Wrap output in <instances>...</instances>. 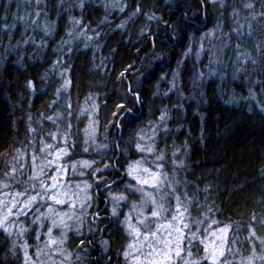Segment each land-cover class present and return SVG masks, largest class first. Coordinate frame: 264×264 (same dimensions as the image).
Masks as SVG:
<instances>
[{
	"label": "trees",
	"instance_id": "1",
	"mask_svg": "<svg viewBox=\"0 0 264 264\" xmlns=\"http://www.w3.org/2000/svg\"><path fill=\"white\" fill-rule=\"evenodd\" d=\"M121 103L127 111L116 107ZM262 109L264 0H0V181L8 183L3 173L11 171L17 150L27 151L59 123L68 130V161L96 162L79 165L84 175L71 180L72 186L87 180L92 199L79 232L67 234L70 264H131L123 251L132 237L122 214L112 215L108 192L137 201L127 165L143 157L153 167L161 153L165 175L179 184L169 200L176 204L179 196L191 222L205 221L204 229L213 219L218 227L231 225L228 239L237 243L228 247L239 249L236 264L251 256L253 241L246 237L253 214L264 239ZM92 121L96 132L89 139L84 130ZM147 138L155 155L136 148ZM100 194L109 201L101 218ZM26 226L23 236L0 229V264H25V245L36 261L37 235L46 229ZM254 243V264H261L264 246ZM194 251L195 259L203 255L201 245Z\"/></svg>",
	"mask_w": 264,
	"mask_h": 264
},
{
	"label": "snow or ice",
	"instance_id": "2",
	"mask_svg": "<svg viewBox=\"0 0 264 264\" xmlns=\"http://www.w3.org/2000/svg\"><path fill=\"white\" fill-rule=\"evenodd\" d=\"M11 2V0H10ZM39 4V0H36ZM83 3L80 4L82 8ZM251 7V5H248ZM121 11L124 9L121 8ZM141 9L137 7L136 13H139ZM37 16L40 15L39 12L36 13ZM150 19H155V17H150ZM75 24H80L81 21H74ZM7 27V25H5ZM117 27H123V24L117 25ZM50 31V29H46ZM98 34V33H97ZM80 35H84L81 32ZM90 40L91 37H88ZM85 47H88L85 44ZM239 47V45H237ZM191 51V49H189ZM237 59H240L238 56ZM59 61L53 63V69ZM67 69H65V72ZM65 72H61L60 75L63 77ZM125 73L121 72L120 75L123 76ZM70 84V80H66L62 87L67 88ZM29 87H33L32 81L28 82ZM131 91V89H130ZM59 95V90L57 91ZM137 100H139V93H134ZM120 111H127L123 103L116 106ZM264 112V109H262ZM167 118L166 112L162 113L160 116L161 121H165ZM49 120L53 117H48ZM35 132V129H31ZM85 134L89 139L95 138V121L91 122V129L85 128ZM50 136L54 137V134L50 133ZM156 133L153 132V136ZM146 137H141L145 139ZM64 144L68 145V134L65 132L62 137ZM148 144L137 143L136 148L138 151L145 154L155 155L156 148L153 143H151V138ZM87 142V141H85ZM43 147L41 152L47 153L51 159H44L40 164H37V156L35 151L31 156L32 167L34 169L33 174L29 176L28 183L23 187V190L16 191L14 194L8 193L11 199H4L0 197V228L8 231L9 228L15 227L14 218H19L20 215H26V209H31L38 199L47 197L53 203H49L46 208V212H40L37 208L36 211L39 212L33 221V223H39L41 228L47 226L46 240L44 242V249H48L45 253L44 249L37 247L35 256L37 258L41 256H47L50 264H64L63 260L56 261L52 259V250L61 256L66 255V249L58 247V245H63L66 240H68L67 230L71 228L69 221L75 219L77 223L76 231L79 232L82 226V214L90 206V201L92 197L90 196L88 190L91 188V184L87 180L83 181L81 186L80 183L76 185H67L60 183V176L65 174L66 170L63 164H59L58 161L69 156V148L67 146L60 147L58 144H47L41 142ZM100 147L106 148L107 145H100ZM55 149L53 152L52 150ZM86 150V149H85ZM20 157H24L25 153L21 150H17ZM175 155V153H174ZM95 161L82 160L73 162L70 167L75 170L78 165L83 167L91 168L95 165ZM153 167L147 166L145 158L135 160L127 165V175L134 178L135 184L128 185L129 188L133 189L135 192H139L141 195V203L138 206L136 201H133L132 207L134 209L139 207L137 213L136 222L133 223L131 214L125 215L122 224L125 226V230L132 237V242L127 244L126 250L123 251V256L127 259L130 258L131 264H236V256L239 253V249H233L228 247V245L235 244L237 241L235 239L229 240L227 234L232 230V226L225 224L223 227H218L219 221L213 219L208 224L207 228L203 229V234L200 235V228L196 231L190 230L189 223H185V210L186 205H182L180 197L176 196V207L173 210V214L169 218L166 213L169 211L170 205L166 206L165 196L161 194L157 197L156 193L162 191L164 181L167 179L164 173V155H156L154 160L150 161ZM182 164V161L180 162ZM16 158L12 160V166L10 172H4L3 175L6 178L15 180L16 174L18 172V167L16 166ZM22 167V165H21ZM52 167L55 175L46 174V168ZM105 168L109 165H104ZM96 172H100L97 168ZM95 173H93L94 175ZM81 175H84L81 172ZM35 181H38L37 184ZM172 182L169 181V184ZM0 185L4 188H8L10 185L0 181ZM39 187L40 191H36ZM74 189V190H73ZM175 188L172 189L171 194L175 195ZM113 197V207L111 209L113 216L119 215V202L125 201L128 197L121 193L115 195L110 193ZM79 203L80 214L75 212V207ZM55 205H65L68 206L69 212L58 211ZM150 206V207H149ZM183 209V210H182ZM97 216L99 213L96 214ZM94 219L96 217H93ZM252 222L249 224V236L246 240L253 241L252 244V255L239 260V264H254V258L256 257L255 252V240H259L260 244L264 246V239L260 238L256 234V228L254 222L256 221V216L253 214ZM45 221H50V225H46ZM197 225L205 223V221L197 220L195 222ZM217 226V227H213ZM264 226V225H262ZM54 229H63L61 231V236L57 239L54 236ZM189 229L185 235L184 230ZM27 229L21 227L19 229V234H23ZM39 239V234L37 235ZM187 240L188 243L185 246L184 241ZM193 241H198L199 245L202 246L203 255L199 259L193 260ZM81 245L84 244L83 239L80 241ZM107 244V241L103 242ZM232 260H229V257ZM24 257L25 264H36V261L32 259L29 254L28 246H24ZM261 264H264V255L259 256ZM43 264V261L40 262Z\"/></svg>",
	"mask_w": 264,
	"mask_h": 264
},
{
	"label": "rangeland",
	"instance_id": "3",
	"mask_svg": "<svg viewBox=\"0 0 264 264\" xmlns=\"http://www.w3.org/2000/svg\"><path fill=\"white\" fill-rule=\"evenodd\" d=\"M209 38L207 40L208 44H210L212 42L211 41V38H214L213 33H210L209 34ZM61 119H62V117H61ZM65 132H67V134H68L67 127L65 125L59 123V126H58L57 131L56 132H52V134H54V137L53 136H50L49 135L50 133H49L47 135V137L41 138L40 141H38V143H36L34 141H30L28 150L27 151H24V152L22 151L23 153H25V156L24 157H20L19 155H16L15 156L16 161H17L16 166L19 169L18 172H17V174H16L15 179L16 178L19 179V181H18L19 183L21 181L22 182L24 181L23 184L25 186L29 182L28 181L29 176H31L33 174L34 169L32 167L31 156H32V154H33L34 151H35V154L37 156V161H36L37 164H40L41 161L44 160V159H51L50 156H47V153L41 152V148L43 147V144L41 143L42 141L45 142V143H47V144H54L55 143V144H58L60 147L67 146L69 148L68 145H65L64 144V141L62 139L63 134ZM71 133H72V130L70 131V134ZM52 151L54 152L55 149H53ZM68 160H69V156L68 157H65V158H63V159H61V160L58 161L59 164H63V166H64V168L66 170L65 174H62L60 176V183L61 184L72 185V181L71 180H72L73 177L79 176V175L82 176L81 174H79V171L82 169V167L78 165L77 168L75 170H73L70 167V165L72 163H70ZM21 165H22V167H21ZM46 174H48V175H55L56 173L53 171V168L52 167H48V168H46ZM166 177H167V179L164 181V184H163V187H162V191L160 193H156V195H157V197H159L161 194H163L165 196L166 206L170 205L169 211L166 213V215H168L169 218H170L171 215L173 214V210L175 209L176 204H174L175 201H172L171 202V200H169V198H170V195L172 196V194H171L172 189L175 188V190H176L179 184H178V182H176L175 180H173L170 176H166ZM7 181H8L7 184L10 185L8 188H4L2 185H0V197H3L4 199H11L12 197L11 196H8L7 194L8 193L14 194L16 191L20 190L21 188L17 186V183L15 184V182H14L15 180H12V179H9L8 178ZM169 181H171L172 183L169 184ZM35 182L37 184L39 183L38 181H35ZM36 191H40L39 187H37ZM110 193H112V192L109 191L108 194H110ZM112 194H114V193H112ZM115 195H119V194H115ZM174 196L175 195H173V197ZM110 198H111L110 199V203H111L110 210H111L112 207H113V197L110 195ZM49 203H53V202L50 201L47 197H43L41 199H38L36 201V203L34 204V206L31 209H26L25 210L26 211V215L22 214V215L19 216V218H14L15 227L9 228L8 231H5L3 228H0V229H2L4 232H7V233H9V234L12 235L13 233L18 232L21 227L26 228L27 227L26 226L27 224L37 225L39 228H41L39 226V223H33L35 217L37 215H39V212H37L36 209L38 208L40 210V212H46V208H47V205ZM132 203L128 204V201H120L119 202V215L118 216H120V214H122L121 217L124 220L125 215L131 214L133 223H135L136 222V219H137V213L139 211V207L136 208V209H134L132 207ZM136 203H137L138 206L141 203V195H140V193H138V199H137ZM55 207L57 208L58 211H61V212H69L70 211L69 207L68 206H65V205H55ZM121 208H125L124 211H122ZM87 209L83 212L84 215H86ZM75 212L77 214H80V208L76 207L75 208ZM189 213H190L189 208H186V210H185V223H189L190 230L191 231H196L197 228H200V230H201L200 233H201L203 231L204 227H200L199 225H196L195 222H191V220H190L191 217H190V214ZM118 216H114V217L117 218ZM69 223L71 225V228L69 230H67V234H69L70 232H73V231L75 232L76 231V228H77V223H76L75 219L69 221ZM82 223H83V220H82ZM45 224L46 225H50V221H45ZM44 229H46L45 230V235H44L45 240H46V238H47L46 237L47 226L44 227ZM61 231H64V230L63 229H54V236L57 239L60 238ZM188 231H189V229H185L184 230L185 235L187 234ZM201 234H203V232ZM22 236H23V234H22ZM227 238H229V233L227 234ZM45 240H44V242H45ZM44 242L41 244V249H44ZM187 243H188V241L185 240L184 241V245L186 246ZM192 243H193V247L191 249L192 252H193L192 259L195 260V251H194V249L195 248H199L200 245H199L198 241H193ZM58 247L64 249V244L63 245H58ZM44 251H45V253H47L48 252V249H44ZM52 259H54L56 261L63 260L64 261V264H70V262H71L69 260L70 259V255L66 254L64 257H61L55 251V249L52 250ZM128 260L131 263L130 258H128ZM41 261H43L44 264H50L49 260L47 259V256H41V257H39L38 262H36V263H39ZM180 264H182V262H180Z\"/></svg>",
	"mask_w": 264,
	"mask_h": 264
},
{
	"label": "flooded vegetation",
	"instance_id": "4",
	"mask_svg": "<svg viewBox=\"0 0 264 264\" xmlns=\"http://www.w3.org/2000/svg\"><path fill=\"white\" fill-rule=\"evenodd\" d=\"M98 197H99L100 201L103 202V205L99 207L100 209H99L98 212H97V213H99L98 216L101 218L102 216L105 217V215H100V214L103 212V209L106 208V207L108 206L109 201H108V199L106 198L105 195L100 194ZM6 233H7V232H6ZM8 234H9V233H8ZM10 235H11V234H10ZM12 235H14V236H19V235H22V234H19V231H18V232L13 233ZM43 238H44V237H41V235L39 236V239H38V242H39L38 247H39V248H41V244L44 242V241H43ZM44 240H45V238H44ZM89 244H90L91 246L94 247V250H97V248H99V246H97L96 244L92 243V241H90ZM38 259H39V258L36 257V262H38ZM39 264H40V262H39ZM43 264H44V263H43Z\"/></svg>",
	"mask_w": 264,
	"mask_h": 264
}]
</instances>
